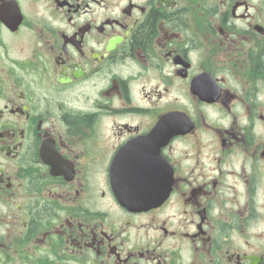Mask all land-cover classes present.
Instances as JSON below:
<instances>
[{
	"label": "flooded vegetation",
	"instance_id": "af4514ba",
	"mask_svg": "<svg viewBox=\"0 0 264 264\" xmlns=\"http://www.w3.org/2000/svg\"><path fill=\"white\" fill-rule=\"evenodd\" d=\"M0 264H264V0H0Z\"/></svg>",
	"mask_w": 264,
	"mask_h": 264
}]
</instances>
